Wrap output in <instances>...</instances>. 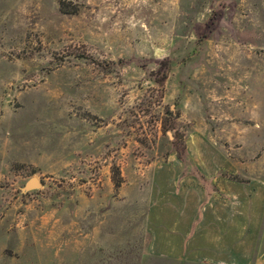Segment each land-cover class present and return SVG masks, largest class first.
Listing matches in <instances>:
<instances>
[{"label": "rangeland", "instance_id": "obj_1", "mask_svg": "<svg viewBox=\"0 0 264 264\" xmlns=\"http://www.w3.org/2000/svg\"><path fill=\"white\" fill-rule=\"evenodd\" d=\"M263 228L264 0H0V264H216Z\"/></svg>", "mask_w": 264, "mask_h": 264}, {"label": "crops", "instance_id": "obj_2", "mask_svg": "<svg viewBox=\"0 0 264 264\" xmlns=\"http://www.w3.org/2000/svg\"><path fill=\"white\" fill-rule=\"evenodd\" d=\"M192 163H193V161H192ZM183 170H184V168H183ZM183 170H182V172H183ZM185 174L187 175V173H185ZM186 177H188V176H186ZM204 177L207 179V181H206L207 186L203 183L205 181H201L199 178H195L197 180L198 184H199L200 191H198V195L200 197V202H199V205L197 204V206L195 208H192V209L190 208L188 210L189 212H191L190 214L187 215L188 218H189V221H190V226H191L190 228L191 229L187 232L186 239L196 235V233H197L196 229H197L198 224L199 223L201 224L204 220H206L209 217L210 211H206V214H205V211L203 209L204 206H206L214 197L217 196L216 193L218 191L221 192L220 184H219L217 178L211 179L207 174ZM199 182L201 183L202 186L204 184V187H202ZM178 185L179 184L176 182L175 186H176L177 189H178ZM210 186H212L211 189H210L212 192L208 196V189H209ZM182 210H183L182 206H180L178 211L182 212ZM195 215H197L198 217L195 216ZM213 218L214 217H212V219ZM182 219H183L182 215H178V221L182 220ZM259 226L258 225H254L252 227L253 228L252 232H253L254 235L257 233V229H258ZM242 230H243V232H245L244 229H242ZM207 232H210V231H207ZM237 232L239 233L237 235L238 238H239L238 242H240L243 245L246 244V241H247L246 235L245 234L243 235V232L240 229H238ZM211 236H213L212 239H210ZM214 236L215 235H211V234L207 235V237H208L207 242L210 245V249H212V250H216L218 248V245H224L225 243L230 245L232 243L231 237H230L229 234L223 233V236L220 237L221 238L220 240H215ZM234 238H236V237H234ZM250 238H252V237L250 236ZM252 240L250 239L249 242L254 243L255 240L254 241H252ZM184 241H185V239L180 240L181 243H183ZM238 249H240V254L238 256H235L236 251L233 250L232 253L230 252L229 255H222V256L220 255L219 256L217 254H214L211 258H208V260H210V261H212L213 263H216V264H227V263H237V262L240 263V264H264L263 263L264 262V228H263L262 236H261V239H260V244H259V247H258V254H257L256 257H254V248H244V249H242L241 247H239ZM177 253L182 255L183 254V250L179 249L178 251H175L173 253V255L177 256ZM188 258H190L191 260H195L196 259V257L193 256L192 254H189Z\"/></svg>", "mask_w": 264, "mask_h": 264}, {"label": "trees", "instance_id": "obj_3", "mask_svg": "<svg viewBox=\"0 0 264 264\" xmlns=\"http://www.w3.org/2000/svg\"><path fill=\"white\" fill-rule=\"evenodd\" d=\"M164 128L166 129L167 128V126H164ZM185 146L181 149V152H180V159L185 163V165L186 166H190V165H192L193 163H192V161L189 159V160H185L184 159V157H182V151H185ZM198 172V171H197ZM199 173V172H198ZM199 179L201 180V181H207V179L202 175V174H200V177H199ZM121 182H122V178H121V175H120V170L119 169H117V175H116V177H114V183H115V186L116 187H119L120 185H121ZM211 190L210 189H208V196L211 194Z\"/></svg>", "mask_w": 264, "mask_h": 264}, {"label": "water", "instance_id": "obj_4", "mask_svg": "<svg viewBox=\"0 0 264 264\" xmlns=\"http://www.w3.org/2000/svg\"><path fill=\"white\" fill-rule=\"evenodd\" d=\"M40 185H41V181H40L38 178L33 177V178L30 179V181L28 182V184H27V188H28V189L36 188V187H38V186H40Z\"/></svg>", "mask_w": 264, "mask_h": 264}]
</instances>
